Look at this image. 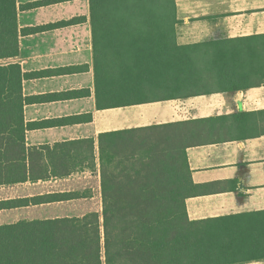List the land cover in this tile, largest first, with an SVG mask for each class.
I'll use <instances>...</instances> for the list:
<instances>
[{
    "label": "crops",
    "instance_id": "obj_1",
    "mask_svg": "<svg viewBox=\"0 0 264 264\" xmlns=\"http://www.w3.org/2000/svg\"><path fill=\"white\" fill-rule=\"evenodd\" d=\"M16 5L20 29L43 27L21 33L19 55L4 60L25 74L26 145L64 156L57 145L65 144L77 162L70 175L0 184V227L101 214L104 135L139 129L186 153L191 220L264 210V0H175L174 39L115 40L112 69L90 0ZM118 52L122 75L135 63L146 79L120 81ZM142 88L161 93L127 98ZM74 191L83 196L38 199Z\"/></svg>",
    "mask_w": 264,
    "mask_h": 264
},
{
    "label": "trees",
    "instance_id": "obj_2",
    "mask_svg": "<svg viewBox=\"0 0 264 264\" xmlns=\"http://www.w3.org/2000/svg\"><path fill=\"white\" fill-rule=\"evenodd\" d=\"M90 2L94 36L109 61L115 40L136 47L175 37V0ZM42 28L20 29L16 0H0V60L19 55L21 33ZM24 76L18 62L0 64V184L70 175L67 168L77 162L65 144L57 145L65 157L49 146L26 145ZM137 132L104 135L101 214L2 226L0 264H102V257L106 264H264V210L191 220L186 199L194 183L186 153ZM81 196L74 191L38 199ZM228 223L238 225L236 231L224 230Z\"/></svg>",
    "mask_w": 264,
    "mask_h": 264
},
{
    "label": "rangeland",
    "instance_id": "obj_3",
    "mask_svg": "<svg viewBox=\"0 0 264 264\" xmlns=\"http://www.w3.org/2000/svg\"><path fill=\"white\" fill-rule=\"evenodd\" d=\"M121 13V11H119V8H117L116 9V18L115 19H121L120 17H119V14ZM118 46H121V44H117V46H112V49L113 48H118L119 49V47ZM111 49V58L109 57V56H107V57H109L110 58V61L109 60H107L106 58L104 59L105 60V62H106V64H109L110 62L112 63V60H113V50ZM110 55V54H109ZM116 58V65H117V67L119 68V70H120V75L121 76H118V79L120 80V81H122V80H124L123 78H131V80H135V79H137V80H141V81H143V80H145L146 78H142V77H140V76H138V74H140V71H143L145 68H140V67H137L136 65H135V63H134V66L132 67V68H128V69H126L127 68V65L126 64H124L123 63V61H125V57L121 54V52H118V54H117V56L115 57ZM141 62H143V61H141ZM6 63V61H4V60H0V64H5ZM124 65H126V70H127V74H125V75H122V71H121V69H120V66L121 67H124ZM146 72H147V69H146ZM127 81H130V79H128ZM139 82V81H138ZM139 89V88H138ZM160 94L161 92L159 91V90H156V89H153V90H151V92L149 93V94H147L146 93V91L142 88V90H140V91H138L137 93H128L127 94V98L129 99V98H135V99H138V98H144V97H146V96H150V95H153V94ZM118 96H119V94H118ZM118 96H117V99L119 100V98H118ZM92 192H94L95 193V196H98V190L97 189H95V190H92ZM98 200H99V198L98 197H95V199H94V203L96 204H98ZM229 224V225H228ZM228 224H225V226H224V230H226V228H227V226L231 229V230H233V231H236L235 229L236 228H238V225H236L235 223H228ZM241 228H243L244 229V226H241L239 229H237V230H239V231H241ZM243 231V230H242ZM254 263H259V262H254ZM254 263H252V264H254Z\"/></svg>",
    "mask_w": 264,
    "mask_h": 264
}]
</instances>
